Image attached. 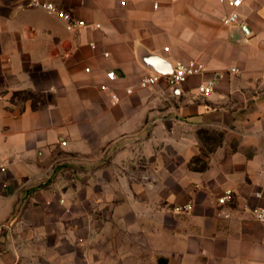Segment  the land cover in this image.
<instances>
[{
	"label": "crops",
	"instance_id": "crops-1",
	"mask_svg": "<svg viewBox=\"0 0 264 264\" xmlns=\"http://www.w3.org/2000/svg\"><path fill=\"white\" fill-rule=\"evenodd\" d=\"M43 1L88 26L0 0V264H264V0Z\"/></svg>",
	"mask_w": 264,
	"mask_h": 264
},
{
	"label": "built area",
	"instance_id": "built-area-1",
	"mask_svg": "<svg viewBox=\"0 0 264 264\" xmlns=\"http://www.w3.org/2000/svg\"><path fill=\"white\" fill-rule=\"evenodd\" d=\"M244 0H231L232 11L223 19V24L226 26H242L243 23L240 21L238 10L242 7ZM28 7L41 9L52 16H56L61 19L65 25L66 29L70 32H76L84 29L88 24L84 20L74 19L73 16L64 10L58 8L56 5L43 1V0H28ZM97 29L100 25L95 26ZM109 56V54H107ZM87 72H90L88 69ZM206 72L203 63L193 60L189 62L178 61L173 66V71L171 74H161V73H149L141 78L139 81V88L143 90L152 89L157 84H159L163 79H166L170 84L175 86H182L188 82L189 79L193 77L203 76ZM230 72L233 74H239L240 70L236 67H232ZM107 79L110 82H114L117 79L115 72L111 71L107 73ZM215 83L213 80H207L201 83L198 87V93L200 96H209L214 92ZM101 90L104 92H112V104L117 105L120 102V97L113 92L108 84L101 86ZM133 89H128V94L133 93ZM233 192L227 191L225 195L219 199V204L225 206L233 201ZM179 213H188L192 210V204H186L178 206L175 209ZM253 216L260 222H264V209H254L252 211ZM228 217V216H226Z\"/></svg>",
	"mask_w": 264,
	"mask_h": 264
},
{
	"label": "water",
	"instance_id": "water-1",
	"mask_svg": "<svg viewBox=\"0 0 264 264\" xmlns=\"http://www.w3.org/2000/svg\"><path fill=\"white\" fill-rule=\"evenodd\" d=\"M143 62L148 68L153 69L156 72H159L165 75L171 74L170 72L165 70L166 64H167L166 61H164L163 59L159 57L145 55L143 57Z\"/></svg>",
	"mask_w": 264,
	"mask_h": 264
},
{
	"label": "rangeland",
	"instance_id": "rangeland-1",
	"mask_svg": "<svg viewBox=\"0 0 264 264\" xmlns=\"http://www.w3.org/2000/svg\"><path fill=\"white\" fill-rule=\"evenodd\" d=\"M203 138L206 142V146L208 150L212 149V146L216 145L220 137L217 134H211V133H204Z\"/></svg>",
	"mask_w": 264,
	"mask_h": 264
}]
</instances>
